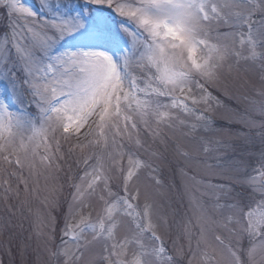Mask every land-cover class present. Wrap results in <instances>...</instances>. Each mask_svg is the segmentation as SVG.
I'll list each match as a JSON object with an SVG mask.
<instances>
[{"label": "snow or ice", "instance_id": "snow-or-ice-1", "mask_svg": "<svg viewBox=\"0 0 264 264\" xmlns=\"http://www.w3.org/2000/svg\"><path fill=\"white\" fill-rule=\"evenodd\" d=\"M4 236L7 264H264V0H0Z\"/></svg>", "mask_w": 264, "mask_h": 264}, {"label": "rangeland", "instance_id": "rangeland-1", "mask_svg": "<svg viewBox=\"0 0 264 264\" xmlns=\"http://www.w3.org/2000/svg\"><path fill=\"white\" fill-rule=\"evenodd\" d=\"M164 175L166 178L170 176V173L168 172L167 169H165ZM30 232H31V229H30L29 221L25 220L23 223V229L16 230V239L13 241V243L21 244V243L27 242V243H31L32 247H35V244H36L35 237H33L31 241L28 240ZM6 239H7V236L0 237V241H5ZM0 258H3L5 260V264H7V260L9 258L7 256H4L2 252H0ZM17 264H18V260H17Z\"/></svg>", "mask_w": 264, "mask_h": 264}]
</instances>
